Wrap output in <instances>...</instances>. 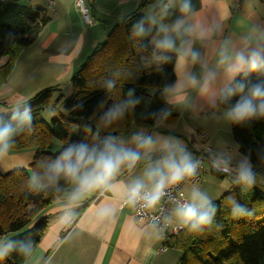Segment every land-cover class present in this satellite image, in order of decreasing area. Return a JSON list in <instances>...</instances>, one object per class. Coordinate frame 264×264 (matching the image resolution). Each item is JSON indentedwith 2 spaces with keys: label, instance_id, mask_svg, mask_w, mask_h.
Instances as JSON below:
<instances>
[{
  "label": "crops",
  "instance_id": "0c3cea01",
  "mask_svg": "<svg viewBox=\"0 0 264 264\" xmlns=\"http://www.w3.org/2000/svg\"><path fill=\"white\" fill-rule=\"evenodd\" d=\"M144 1L85 0L86 19L75 7L74 0H56L50 9L53 14H46L49 21L35 42L21 51L6 79L4 86L22 64L21 69L27 75L65 73L70 75V80L95 47L105 40L106 34L138 8L161 33L151 42L154 48L155 41L165 34L171 36L176 45L175 50L168 51L175 56L174 82L166 94L174 115L172 120L160 123L155 129L136 127L118 138L117 147L137 150L141 158L131 168L122 167L110 188H101L73 200L71 194L76 183L71 182L66 193L42 213L47 218L46 229L24 264H179L180 251L167 245L162 250L157 230L137 222L133 204L124 203L127 189L136 180H143L151 187L145 173L164 154L159 150L138 148L137 136L152 137L157 148L165 141L178 145L191 155L192 161L203 146L220 156H229L235 170L247 161L239 154L233 140L230 119L226 115L228 110L218 107L217 103L234 79L245 72L230 71L234 54L258 50L264 55V0H242L237 10L232 0H189L188 11H181L184 0H165V8L171 16L166 24L155 14L160 0H147L143 4ZM177 20L183 21L179 33L172 31ZM29 48H35L45 58L25 59ZM225 56L229 60H225ZM191 78H195V86ZM26 83L32 84L23 86L30 95L48 88L33 83L30 78ZM69 86L63 88L64 94L70 92ZM30 87L34 88L29 90ZM34 154L31 149L13 151L9 147L7 154L0 157V171L28 169ZM215 177L218 176L204 171L199 183H184L179 192L185 202L191 200L194 192H199L210 203L218 200L228 186L221 187V181ZM177 207L175 203L170 205L169 222L185 227L175 215Z\"/></svg>",
  "mask_w": 264,
  "mask_h": 264
},
{
  "label": "trees",
  "instance_id": "16d2710c",
  "mask_svg": "<svg viewBox=\"0 0 264 264\" xmlns=\"http://www.w3.org/2000/svg\"><path fill=\"white\" fill-rule=\"evenodd\" d=\"M155 14L163 23L170 22L165 0H160ZM48 21L43 9L31 8L21 0L0 1V62L5 59L0 63V87L21 51L35 42ZM138 26L142 32L138 33ZM160 36L138 8L106 34L71 76L68 95L59 86L48 87L23 102L18 112L0 115V127L11 123L16 129L10 148L35 151L28 169L0 171V264H24L43 236L47 218L42 213L71 183L63 177L53 183L44 178L50 164L65 150L81 144L103 147L108 138L117 146L118 138L136 127L155 129L172 120L166 94L174 82L175 56L152 46V40ZM238 83L245 85L244 91L227 98L223 94L218 107L229 110L250 88L264 85V66L246 70L232 86ZM116 107L122 115L106 122V113ZM47 108L48 120L43 117ZM26 109L30 111V126L19 122ZM230 128L255 181L245 186L230 176V188L209 204L216 208L212 223L198 232L185 226L167 240L165 245L180 251L179 264H264V188L257 184L264 181V117L240 123L230 120ZM34 174L44 178L42 188L30 184ZM235 205L246 209L245 214L234 215ZM11 234L21 235L6 240Z\"/></svg>",
  "mask_w": 264,
  "mask_h": 264
},
{
  "label": "clouds",
  "instance_id": "9594fccd",
  "mask_svg": "<svg viewBox=\"0 0 264 264\" xmlns=\"http://www.w3.org/2000/svg\"><path fill=\"white\" fill-rule=\"evenodd\" d=\"M191 8L189 0H184L181 11H188ZM183 21L177 20L172 26V31L180 32ZM142 27L138 26V33L142 32ZM161 31L167 32L166 29ZM155 47L161 52L175 50V41L171 36L165 34L155 41ZM196 56L193 54V59ZM225 60L229 57L225 56ZM264 64V55L258 50H253L247 54L244 51L236 52L231 58L229 69L233 73L241 71H255ZM195 86V78H191ZM245 85L238 83L225 89V97L239 95L244 91ZM122 115L119 107L110 109L104 119L106 122L118 118ZM227 117L233 122L240 123L244 120L264 117V85H255L249 89L246 95H241L236 103L227 112ZM16 116H13L15 119ZM21 124L31 125V116L28 109L19 115ZM16 129L11 123L0 127V157L7 154L10 147V138ZM138 148L148 151L159 150L164 153L161 158L146 171L145 176L150 182L149 188L143 180H136L126 192L127 200L130 204L143 201L145 207L152 208L165 195L167 187L178 184L185 177L195 175L199 162H193L191 155L187 151L168 142H161L157 148V142L152 137L137 136ZM73 148L75 150H73ZM65 150L56 160L51 163L45 177L49 183H53L60 177L69 182H75L76 188L71 194V199L79 200L85 194L101 188H110L111 182L116 177L122 167H133L141 158V153L133 149L117 147L113 143V138H108L103 147L87 145L73 146ZM34 174L30 179V184L35 188H42L44 179ZM238 182L245 186H251L255 181V174L251 165L245 161L238 168ZM210 202L199 192H194L190 201L179 205L175 209V215L182 226H188L190 231L198 232L212 223L215 215V205L209 206ZM246 209L240 205L233 208L234 215L245 214Z\"/></svg>",
  "mask_w": 264,
  "mask_h": 264
},
{
  "label": "built area",
  "instance_id": "2783aa9c",
  "mask_svg": "<svg viewBox=\"0 0 264 264\" xmlns=\"http://www.w3.org/2000/svg\"><path fill=\"white\" fill-rule=\"evenodd\" d=\"M46 6L51 8L56 0H44ZM242 0H232L233 7L237 10L240 7ZM75 7L83 14L87 19L88 8L86 6L85 0H74ZM199 162L196 168L195 175L190 177H185L178 184L170 186L165 189V195L161 197L160 201L155 205L154 209L145 207L143 201H138L133 204L134 208V218L137 222L143 223L146 227H153L157 230L158 237L162 242V250H165V243L170 237L177 236L183 229V227L172 225L169 222L170 216V205L175 203L178 206L185 203L182 194L179 192V188L184 183L197 184L201 181L202 174L205 171V167L211 173L219 176H231L238 177V170L231 167V159L229 156H220L214 153L208 147L200 148L193 162ZM259 186L264 188V181L258 180ZM127 197L124 203H127Z\"/></svg>",
  "mask_w": 264,
  "mask_h": 264
},
{
  "label": "rangeland",
  "instance_id": "374dc122",
  "mask_svg": "<svg viewBox=\"0 0 264 264\" xmlns=\"http://www.w3.org/2000/svg\"><path fill=\"white\" fill-rule=\"evenodd\" d=\"M21 3L24 5H27L31 8H40L43 9L45 11H47V15H52L53 12H51V8H48L46 6V3L44 0H21ZM24 58L25 59H44V55L37 52L35 48H29L25 54H24ZM5 61V59H2L0 63H3ZM22 63V59L20 60ZM22 68V64L17 68L16 70V74H14L12 76V78L10 79L9 83L4 86V84L0 87V115H4V116H9L11 114H14L16 112H18L20 110L21 104L23 102H26L28 100H30L31 98H33L34 95H30L31 93H28L27 88L23 87L26 85H30L32 86V84L26 83V79L30 78L33 80V83H38L37 85L42 84V86H48V87H52V86H57L56 84H61L62 87H60L62 89V92H64L63 88L65 89L68 85H69V76L70 75H65V73H60V75H56V74H29L27 75L25 72H23ZM62 76V77H61ZM43 77V78H42ZM56 78V79H55ZM61 78V79H60ZM53 79L55 81H53ZM52 82H56V83H52ZM55 84V85H54ZM36 87V86H34ZM34 87H30V89H33ZM70 87V86H69ZM39 88V87H37ZM70 89V88H69ZM26 90V91H23ZM41 91V90H40ZM39 92V91H38ZM70 93V92H69ZM69 93H66L65 95H68ZM43 117L44 119H49L50 118V109L47 108L44 112H43ZM58 149V147H56ZM60 148V147H59ZM205 172L209 173V169L208 166L205 167ZM218 181H221L222 185L221 187H225L228 186V189L230 188V185L232 183L231 179L229 176H225L223 178H219V177H215ZM226 189V190H228ZM227 191H224V193ZM222 193V194H224ZM19 235L21 234H11L7 237L6 240H13L17 237H19Z\"/></svg>",
  "mask_w": 264,
  "mask_h": 264
}]
</instances>
